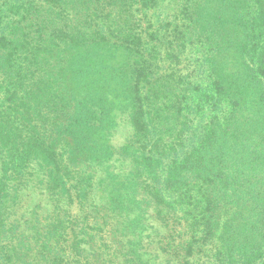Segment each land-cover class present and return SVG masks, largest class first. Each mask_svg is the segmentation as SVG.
<instances>
[{"label": "trees", "instance_id": "1", "mask_svg": "<svg viewBox=\"0 0 264 264\" xmlns=\"http://www.w3.org/2000/svg\"><path fill=\"white\" fill-rule=\"evenodd\" d=\"M0 264H264V0H0Z\"/></svg>", "mask_w": 264, "mask_h": 264}]
</instances>
